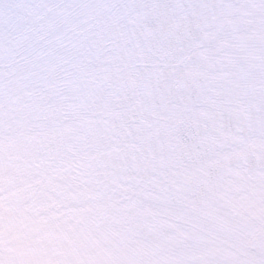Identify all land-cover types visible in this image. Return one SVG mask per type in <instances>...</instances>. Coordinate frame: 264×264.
Returning a JSON list of instances; mask_svg holds the SVG:
<instances>
[{
    "label": "clouds",
    "instance_id": "9594fccd",
    "mask_svg": "<svg viewBox=\"0 0 264 264\" xmlns=\"http://www.w3.org/2000/svg\"><path fill=\"white\" fill-rule=\"evenodd\" d=\"M0 264H264V0H0Z\"/></svg>",
    "mask_w": 264,
    "mask_h": 264
}]
</instances>
